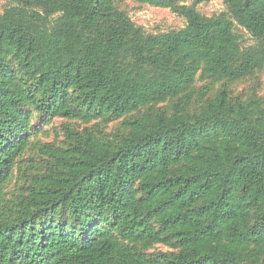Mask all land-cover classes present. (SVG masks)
Wrapping results in <instances>:
<instances>
[{"label":"trees","instance_id":"obj_1","mask_svg":"<svg viewBox=\"0 0 264 264\" xmlns=\"http://www.w3.org/2000/svg\"><path fill=\"white\" fill-rule=\"evenodd\" d=\"M120 1L0 14V264H264V94L233 90L264 70V0L213 17L211 0H133L185 19L158 35ZM35 113L95 125L67 127L8 201Z\"/></svg>","mask_w":264,"mask_h":264},{"label":"rangeland","instance_id":"obj_2","mask_svg":"<svg viewBox=\"0 0 264 264\" xmlns=\"http://www.w3.org/2000/svg\"><path fill=\"white\" fill-rule=\"evenodd\" d=\"M194 0H186L190 5ZM10 0H0V14L11 7ZM120 10L124 11L137 27L142 28L147 34L158 35L172 31H179L186 27V21L182 17L173 13L169 9L155 8L148 5L139 4L133 0H123L118 2ZM198 11L206 16L213 17L227 12V7L223 0H211L206 4L197 7ZM243 44L245 47L254 45L247 32H242ZM235 94L247 95L253 91L264 94V70L256 73L253 78L244 80L234 85ZM33 131L30 135V143L22 159L19 160L16 168L4 187L6 199L12 201L18 198L29 188L32 180L37 174L43 171L44 164L48 159L45 151L46 146L63 147L65 145V130L67 127L82 130L90 128L95 123L84 125L80 122L68 121L62 118H54L49 123L40 119L35 113L31 121ZM120 122L115 121L102 128L107 133L118 130ZM155 250L167 251L164 245L155 246Z\"/></svg>","mask_w":264,"mask_h":264}]
</instances>
